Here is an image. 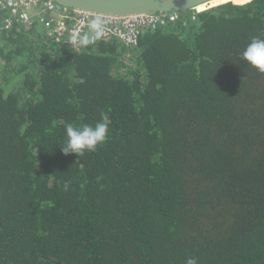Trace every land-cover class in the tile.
Listing matches in <instances>:
<instances>
[{"label": "trees", "instance_id": "1", "mask_svg": "<svg viewBox=\"0 0 264 264\" xmlns=\"http://www.w3.org/2000/svg\"><path fill=\"white\" fill-rule=\"evenodd\" d=\"M196 12L136 48L0 30V264H264V73L240 55L264 0ZM103 117L95 152H62Z\"/></svg>", "mask_w": 264, "mask_h": 264}, {"label": "built area", "instance_id": "2", "mask_svg": "<svg viewBox=\"0 0 264 264\" xmlns=\"http://www.w3.org/2000/svg\"><path fill=\"white\" fill-rule=\"evenodd\" d=\"M157 14H160L161 19L155 23L154 17ZM97 17L104 21L103 39L110 40L115 37L126 48H136L143 31L174 24L182 17V13L157 12L153 15L111 16L65 6L56 0H0L1 30L10 31L15 26L27 29L34 24L43 25L41 31L45 38L53 37L67 45H70L67 41L71 36L87 32L89 22ZM197 18L194 10L184 24H187L189 19Z\"/></svg>", "mask_w": 264, "mask_h": 264}, {"label": "clouds", "instance_id": "3", "mask_svg": "<svg viewBox=\"0 0 264 264\" xmlns=\"http://www.w3.org/2000/svg\"><path fill=\"white\" fill-rule=\"evenodd\" d=\"M104 35V21L100 17H97L95 20L89 22L87 32L73 35L67 42L70 43L72 48L86 49L102 40ZM240 55L248 64L259 72L264 73V39L253 37ZM109 123L110 121L107 117H103L95 125L83 124L74 126L67 124V139L62 145V152L65 155L75 153L78 157H83L86 153L95 152L98 145L104 144L108 139ZM67 187L68 184L65 183V190H67ZM186 264H198V258L189 257L186 260Z\"/></svg>", "mask_w": 264, "mask_h": 264}, {"label": "water", "instance_id": "4", "mask_svg": "<svg viewBox=\"0 0 264 264\" xmlns=\"http://www.w3.org/2000/svg\"><path fill=\"white\" fill-rule=\"evenodd\" d=\"M58 3L111 16L135 14L153 15L157 12L187 11L211 0H56Z\"/></svg>", "mask_w": 264, "mask_h": 264}, {"label": "rangeland", "instance_id": "5", "mask_svg": "<svg viewBox=\"0 0 264 264\" xmlns=\"http://www.w3.org/2000/svg\"><path fill=\"white\" fill-rule=\"evenodd\" d=\"M217 1H219V0H215L214 2H217ZM232 2H234L233 0H231ZM235 3V2H234ZM188 11V13H193L194 12V10H193V8L192 9H189V10H187ZM38 25V24H37ZM39 26V29H43L44 27H43V25H38ZM0 30H1V26H0ZM137 56H138V52H137V49H135V50H133V53L131 52V54L128 52L127 54H126V56L124 57V61H125V63L128 65H130V67H134L133 66V64H135L136 63V61H135V59L137 58ZM126 70H127V68L124 66L123 68H121L119 71V74L118 75H123V74H125V72H126Z\"/></svg>", "mask_w": 264, "mask_h": 264}, {"label": "bare ground", "instance_id": "6", "mask_svg": "<svg viewBox=\"0 0 264 264\" xmlns=\"http://www.w3.org/2000/svg\"><path fill=\"white\" fill-rule=\"evenodd\" d=\"M214 1H215V0H211V1H208V2H202L201 4L195 6V8H194L195 13L197 14V12H196L197 8H199V7H201V6H204V5L208 4V3H213ZM233 1H234L236 4H244V3H247V2H249V1H251V0H233ZM173 12H176V11H173ZM181 12H184V11H181ZM197 16H198V15H197ZM160 19H161L160 14H157V15H155V17H154V22L157 23L158 21H160ZM150 30H151V29H150ZM155 30H156V29H155Z\"/></svg>", "mask_w": 264, "mask_h": 264}, {"label": "crops", "instance_id": "7", "mask_svg": "<svg viewBox=\"0 0 264 264\" xmlns=\"http://www.w3.org/2000/svg\"><path fill=\"white\" fill-rule=\"evenodd\" d=\"M48 39V38H47Z\"/></svg>", "mask_w": 264, "mask_h": 264}]
</instances>
